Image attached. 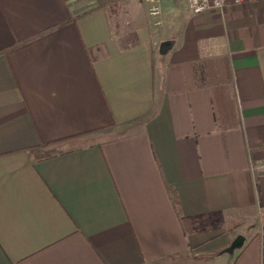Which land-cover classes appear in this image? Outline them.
I'll use <instances>...</instances> for the list:
<instances>
[{"label": "crops", "instance_id": "crops-1", "mask_svg": "<svg viewBox=\"0 0 264 264\" xmlns=\"http://www.w3.org/2000/svg\"><path fill=\"white\" fill-rule=\"evenodd\" d=\"M162 9L0 0V264H264V0Z\"/></svg>", "mask_w": 264, "mask_h": 264}, {"label": "built area", "instance_id": "built-area-1", "mask_svg": "<svg viewBox=\"0 0 264 264\" xmlns=\"http://www.w3.org/2000/svg\"><path fill=\"white\" fill-rule=\"evenodd\" d=\"M146 2L147 14L152 18L155 26L162 24V1L163 0H144ZM188 3L190 12L194 15H199L205 12L222 11L228 5L242 6L246 3L256 2L257 0H185ZM205 51L210 55L214 50L213 46L206 44L204 46Z\"/></svg>", "mask_w": 264, "mask_h": 264}, {"label": "rangeland", "instance_id": "rangeland-1", "mask_svg": "<svg viewBox=\"0 0 264 264\" xmlns=\"http://www.w3.org/2000/svg\"><path fill=\"white\" fill-rule=\"evenodd\" d=\"M146 10H147V7H146ZM120 36L123 38L124 34L122 33ZM258 222H259V221H258Z\"/></svg>", "mask_w": 264, "mask_h": 264}]
</instances>
